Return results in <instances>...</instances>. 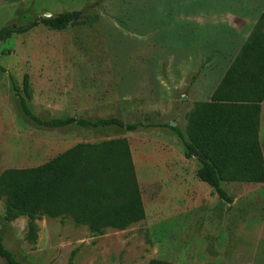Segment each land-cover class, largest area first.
<instances>
[{
    "label": "rangeland",
    "instance_id": "374dc122",
    "mask_svg": "<svg viewBox=\"0 0 264 264\" xmlns=\"http://www.w3.org/2000/svg\"><path fill=\"white\" fill-rule=\"evenodd\" d=\"M205 2L0 0V29L77 12L61 30L38 25L0 34L5 69L0 71V172L41 164L78 142L125 137L145 210L144 219L102 234L75 225L69 216L44 215L35 220L37 238L31 243L27 216L5 221L0 199L2 242L22 264H146L153 258L178 264H264V182L222 181L232 197L227 202L197 177V157L184 156L181 140L169 127L48 128L22 112L12 86L44 120L118 117L144 124L174 121L185 130L191 90L207 74L209 58L205 50L176 38V31L179 14ZM0 264H5L1 257Z\"/></svg>",
    "mask_w": 264,
    "mask_h": 264
},
{
    "label": "trees",
    "instance_id": "16d2710c",
    "mask_svg": "<svg viewBox=\"0 0 264 264\" xmlns=\"http://www.w3.org/2000/svg\"><path fill=\"white\" fill-rule=\"evenodd\" d=\"M72 20V11L39 16L24 24L0 29L10 36L35 26L64 29ZM79 22V21H78ZM0 66V71H4ZM26 76L23 89L27 92ZM19 96L22 112L35 123L57 128L71 124L81 127L118 126L132 131L139 127L167 126L172 129L189 158L197 152L200 166L197 177L216 194L231 202L222 181L264 182V157L258 140L260 102L264 99V13L239 49L210 101L194 103L187 112L186 127L168 123L125 122L118 117L88 119L53 117L41 119ZM183 102V100H181ZM0 199L4 202V220L27 216L26 238H37L36 219L71 217L75 225H85L94 234L106 228L125 229L145 218L128 140L117 137L99 142H78L47 161L29 167L6 168L0 172ZM0 257L5 264H22L4 246L0 234ZM146 264H178L150 259Z\"/></svg>",
    "mask_w": 264,
    "mask_h": 264
},
{
    "label": "crops",
    "instance_id": "0c3cea01",
    "mask_svg": "<svg viewBox=\"0 0 264 264\" xmlns=\"http://www.w3.org/2000/svg\"><path fill=\"white\" fill-rule=\"evenodd\" d=\"M263 13L262 0H206L204 5L179 14L181 18L178 22L181 25L176 31V38L188 41L187 46L191 48L205 50L209 58L204 64L207 74L201 75L191 90L190 109L196 102L210 101L221 78ZM263 137L264 99L260 102L258 120V140L264 155Z\"/></svg>",
    "mask_w": 264,
    "mask_h": 264
},
{
    "label": "water",
    "instance_id": "95a60500",
    "mask_svg": "<svg viewBox=\"0 0 264 264\" xmlns=\"http://www.w3.org/2000/svg\"><path fill=\"white\" fill-rule=\"evenodd\" d=\"M76 18H77V12H72V20H75ZM171 125H176V124L174 121H172ZM193 156H197V152H195Z\"/></svg>",
    "mask_w": 264,
    "mask_h": 264
}]
</instances>
